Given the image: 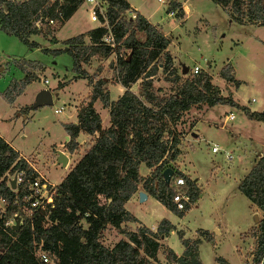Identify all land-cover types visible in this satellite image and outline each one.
<instances>
[{"label": "trees", "instance_id": "trees-1", "mask_svg": "<svg viewBox=\"0 0 264 264\" xmlns=\"http://www.w3.org/2000/svg\"><path fill=\"white\" fill-rule=\"evenodd\" d=\"M104 1L106 24L118 43L115 59L108 67L113 83L119 84L123 91L111 100L105 88L106 80L102 77L93 80L85 69L91 57L106 59L112 51L100 43L106 26L93 27L65 39L63 49H43L52 53L65 51L71 58L73 77L85 79L91 87L88 100L76 109V122L61 123L68 137L64 143L66 151L72 153L77 149L79 133L89 135L90 140L86 151L54 185L52 201L47 207L26 216L21 212L26 205L25 181L33 172L0 136V198L6 202L5 212L0 216V264H158V250L162 251L166 264H202L197 245L200 238L212 242L210 232L197 229L198 237L185 238L178 230L176 234L183 250L176 255L161 243L174 226L162 218L155 230H151L125 210L124 203L141 189L180 217L198 199L196 179L173 164L180 154V132L175 124L192 106L227 104L241 109L250 120L264 122V107L251 111L238 105L231 96L221 95L211 84L207 72L182 78L167 50L169 37L132 9L127 0ZM211 1L238 24L264 27V0ZM81 3V0H0V30L29 47L38 45L29 39L36 34L49 36V40L55 42L52 34L55 26L62 25ZM168 4L167 11L181 8L177 0H169ZM129 12L133 18L124 16ZM48 19L54 23L48 24ZM138 32L143 34V40L137 39ZM22 62L33 66V61L15 63L23 76L12 79L1 92L8 103L13 102L28 82L36 79L23 68ZM158 70L170 85L167 93L154 86L153 78ZM219 76L234 87L241 83L227 64L219 70ZM135 82L134 92L130 85ZM61 86L58 83L56 88ZM96 100L107 109L109 124L106 127H102L101 118L93 108ZM28 108L23 107L20 112L25 113ZM140 165L148 169L147 174L140 173ZM166 168L172 170L168 183L162 177ZM18 171L23 172V182L11 190L7 175ZM177 178L182 179V184H175ZM236 187L261 213L249 233L255 243L252 264H264V152ZM176 194L188 197L182 209L175 207L172 198ZM11 218L14 224L5 225ZM126 222L137 225L132 230L123 229L124 238L111 247L104 246L106 227L121 232V224ZM38 250L46 254L48 262L39 260ZM214 259L219 263L223 261L220 257Z\"/></svg>", "mask_w": 264, "mask_h": 264}, {"label": "rangeland", "instance_id": "rangeland-1", "mask_svg": "<svg viewBox=\"0 0 264 264\" xmlns=\"http://www.w3.org/2000/svg\"><path fill=\"white\" fill-rule=\"evenodd\" d=\"M127 1L169 37L167 50L173 56L175 67L182 78L191 77L192 67L197 66L199 72L205 71L210 75L211 84L218 88L221 95L231 96L238 105H244L251 111L263 108V26L238 24L211 0H177L181 8H172L170 11H167L169 0ZM129 15L132 17L131 12L124 16ZM88 16L89 6L82 2L59 28L55 26L52 33L57 39L55 43L41 35H31L29 39L38 44L36 47H29L15 36L0 30V94L12 79L23 76L15 63L21 60L33 61V66L27 62H22V65L29 73L37 75L36 79L24 86L12 103L0 95V133L19 152L36 153L38 164L53 183H57L61 174L67 172L87 149L80 154L78 145L64 168L55 161L53 148L63 141L64 136L61 122L70 120L68 115L74 111L72 107L77 99L80 105L88 100L91 87L85 79L73 77L71 58L65 51L52 53L44 52L43 49H63L65 39L93 28L95 24L89 21ZM136 37L139 40L144 38L141 32L136 33ZM110 59H113L112 54L102 60L91 57L85 69L93 80L104 78L109 98L115 99L121 89L119 84L113 83L108 67ZM226 64L234 78L241 82L240 86L234 87L232 83L220 78L219 70ZM183 68H186L184 72ZM45 78L48 79L47 83H43ZM60 78L64 84L71 80L72 83L56 96L58 90L55 85ZM153 79L155 87H159L163 93L168 92L170 85L159 70ZM136 85L137 82L130 85L134 92ZM42 89H49L51 103L31 108L30 105ZM251 98L254 102H250ZM100 104L96 102V106ZM59 105L70 107L56 114L53 109ZM21 107H30L25 120L22 117L26 113L18 115ZM228 115H232V118L228 119ZM101 117L108 126L106 110ZM175 128L180 132V154L173 164L196 179L199 187L197 204L190 206L180 217L151 197L146 201L132 199L126 204V209L146 227L153 228L160 219L165 218L177 230H183L185 238L195 237L197 228L210 232L212 242L202 239L198 245L202 264H252L255 243L249 230L261 213L258 210L254 213L255 207L250 205L236 186L264 152V122L248 119L235 106L215 104L208 107L201 104L185 111ZM81 144H85V141L82 140ZM212 146L216 147L215 152H211ZM139 170L147 174L143 165H140ZM136 225L134 222L122 223L121 232L107 226L103 232V245L111 247L124 238L123 229L132 230ZM163 240L176 255L182 253L175 230L169 231ZM157 255L159 264H166L161 250ZM216 257L223 261H215Z\"/></svg>", "mask_w": 264, "mask_h": 264}, {"label": "built area", "instance_id": "built-area-1", "mask_svg": "<svg viewBox=\"0 0 264 264\" xmlns=\"http://www.w3.org/2000/svg\"><path fill=\"white\" fill-rule=\"evenodd\" d=\"M81 1L85 3L87 6H89L88 19L89 21L95 24L94 27L106 26V31L100 38V43L102 45L108 46L112 50L110 54L113 55V59H110V61H113L116 56L114 53V50H115V47L118 45V43L115 41L113 33L111 32L110 28L106 24V17H105L106 2L104 0H81ZM133 17L134 15L132 14L131 18ZM47 22L48 24L54 23L53 20L51 19H48ZM198 70H199V67L197 66L192 67L193 74L199 72ZM46 82L47 80L43 79V83H46ZM250 102H254V99L251 98ZM59 110L60 109H55L54 112H58ZM231 118H232V115H228V119H231ZM66 141L67 140H65V142ZM210 150L211 152H215L216 147L212 146ZM25 162L28 164L26 160ZM31 169L33 172L31 173L32 177L26 179L25 193L23 194V199L26 201V205H23L21 208V212L26 216H30L33 212L38 211V210H43L47 207V205L52 201V194H53V187H54V184L48 182L34 168L31 167ZM22 175H23V172L18 171L12 174L11 177H9V179H7L8 186H9V181L11 179L14 182V188L11 190H14L17 186L22 184L23 182ZM175 184L176 185L182 184V179L177 178L175 180ZM172 199L175 203V207L177 209H182L183 204L184 202L188 200V197L183 194H176L173 196ZM5 209H6V202L2 198H0V216L4 214ZM14 216H17V214H14ZM12 224H14L12 218L8 219L7 222L5 223V225L7 226H10ZM37 256L42 263L48 262V258L43 251H39L37 253Z\"/></svg>", "mask_w": 264, "mask_h": 264}, {"label": "crops", "instance_id": "crops-1", "mask_svg": "<svg viewBox=\"0 0 264 264\" xmlns=\"http://www.w3.org/2000/svg\"><path fill=\"white\" fill-rule=\"evenodd\" d=\"M129 3V2H128ZM129 5H130V7L132 6L130 3H129ZM182 7H184V6H182ZM186 7V6H185ZM132 9H134V10H136V11H138L142 16H144L136 7H131ZM145 17V16H144ZM146 18V17H145ZM147 19V18H146ZM67 20V19H66ZM65 20V21H66ZM64 21V22H65ZM151 23V22H150ZM152 24V23H151ZM154 25V24H153ZM61 26V25H60ZM59 26V27H60ZM156 26V25H155ZM58 27V28H59ZM85 32V31H84ZM83 33V32H82ZM54 38H55V36H53ZM46 39L47 40H49V36L48 37H46ZM55 40L57 41V39L55 38ZM50 42H52L51 40H49ZM55 41V42H56ZM55 42H52V43H55ZM173 57V56H172ZM172 61H173V64H174V66H175V60H174V58H172ZM37 76V75H36ZM73 76H74V74H73ZM46 79V78H45ZM77 79V78H76ZM47 80V82H48V79H46ZM73 80H75L74 78H73ZM62 79L60 78V79H58L57 80V82H56V85H55V89L56 90H58V92L57 93H55V95L57 96L58 95V93H59V91L60 90H63L68 84H70V83H72V80H71V82L69 81L67 84H64V83H62ZM46 82V83H47ZM62 84V86L61 87H59V88H56V86H57V84ZM240 86V85H239ZM120 89H121V91L117 94V95H120L121 93H122V91H123V88L120 86ZM131 90H132V88H130ZM49 90V89H48ZM88 90H86V92H87ZM86 92L85 93H83V96H85L86 95ZM83 96H81V98L80 99H82V97ZM76 100V99H75ZM79 99H77L76 101L77 102H75L74 103V107H72V108H74V111L73 112H70V114L68 115L69 116V119L70 120H68V121H64V122H61V123H75L76 122V117H75V114H76V109H77V107L80 105V100L78 101ZM111 100H113V99H111ZM98 100H96V101H94L93 102V108H94V110L99 114V116H100V118H101V125H102V127H104V126H106V124H104V122H103V120H102V117H101V115H102V113H105V110L107 111V109L106 108H103L102 106H101V104H100V106H96V102H97ZM100 103V102H99ZM70 106H65V105H59L58 107H55L54 109H53V112H54V110L55 109H60L58 112H54V113H56V114H59V113H62L63 112V110H65L66 108H69ZM100 107V108H99ZM264 107V106H263ZM22 108V107H21ZM20 109V108H19ZM19 109H18V115L19 114H24V113H22V112H20L19 111ZM26 113V115H24L22 118L25 120L26 118H27V111L25 112ZM108 113V112H107ZM107 121V123H108V120H106ZM0 136L14 149V150H16L17 152H18V155L20 156V157H22L24 160H26L27 162H28V164H29V166H31L32 168H34L41 176H43L48 182H50V183H52V184H57L59 181H60V179L67 173V172H63L62 174H61V178L59 179V181L57 182V183H53V182H51L49 179H48V177H47V175L45 174V171H43V168L38 164V157H37V154L36 153H31V154H23V153H21V152H19L12 144H11V142L10 141H8V140H6L5 139V137L2 135V133H0ZM66 135H65V133H64V136H63V141L61 142V143H59L58 144V146H56L55 148H53V152H55L56 154H55V156H56V158H57V151H60V152H62V153H64L65 154V156H66V158H67V162H66V165L65 166H61V167H66L67 166V164H68V161H69V159H70V154H72L73 155V152H75V151H73L72 153H69V152H67L66 151V149H65V146H64V143H65V140H66ZM82 140H84L85 141V144H81V141ZM89 140H90V136L89 135H85V134H81V133H79L78 135H77V137H76V142H77V146H78V150L80 149V154L87 148V146L86 145H88V143H89ZM56 150V151H55ZM36 158V160H35V158ZM55 161H56V159H55ZM59 165V164H58ZM67 169V168H66ZM147 169V168H146ZM179 169V168H178ZM68 170V169H67ZM147 171H148V169H147ZM147 171H146V173H147ZM183 172V171H182ZM247 172V171H246ZM142 175H145V173H141ZM245 174V173H244ZM243 174V175H244ZM8 176V175H7ZM243 177V176H242ZM241 177V178H242ZM7 179H9L8 177H7ZM239 182V181H238ZM140 191H142L141 189H138L137 191H136V193H134L125 203H124V208H125V210H127L126 209V204L129 202V201H131L132 199H137L138 198V196H137V193L138 192H140ZM143 192V191H142ZM150 196H148V195H146V197H145V199H144V201H146L148 198H149ZM152 198V197H151ZM155 200V199H154ZM199 199H197L192 205H191V207L194 205V204H197V201H198ZM258 209H256L255 208V210H254V213H256V211H257ZM128 211V210H127ZM129 212V211H128ZM254 215H256V214H254ZM135 217V216H134ZM255 217V216H254ZM136 218V217H135ZM139 222H141V220H139L138 218H136ZM174 226V225H173ZM149 229H151V230H155V228H156V226H154L153 228H151V227H148ZM197 229H202V228H197ZM196 229V230H197ZM173 230H175L176 232L178 231V230H180L182 233H183V236H184V232H183V230H181V229H176V227L174 226V229ZM203 230H205V229H203ZM172 231V230H171ZM196 233V232H195ZM166 237V236H165ZM165 237H163L162 238V240H161V243L164 245V246H166L165 244H164V238ZM195 237H198V235L196 234V236ZM195 237H191V238H195ZM200 238V237H199ZM202 240V238H200V241ZM204 240V239H203ZM200 243V242H199ZM199 243H198V245H199ZM198 245H197V255H198ZM182 246V245H181ZM168 247V246H167ZM182 250H183V247H182ZM159 251V250H158ZM157 254H158V252H157ZM156 254V256H157V262L159 261L158 260V255ZM198 258H199V255H198ZM164 259V258H163ZM225 261V260H224ZM165 262V261H164ZM158 264H159V262H158Z\"/></svg>", "mask_w": 264, "mask_h": 264}, {"label": "water", "instance_id": "water-1", "mask_svg": "<svg viewBox=\"0 0 264 264\" xmlns=\"http://www.w3.org/2000/svg\"><path fill=\"white\" fill-rule=\"evenodd\" d=\"M186 70V68H183V72ZM51 103V93L48 89H42L35 97L34 101L32 102V104L30 105L31 108H36L38 106L41 105H46V104H50ZM67 138V137H66ZM56 162L60 165V166H65L66 162H67V158L65 156L64 153L57 151V158H56ZM172 174V170L170 168H166L162 171V177L165 183L169 182L170 176ZM9 187L11 189L14 188V182L11 179L9 181ZM138 199L139 201H142L145 199L146 194L142 191L137 193ZM214 231L216 232V230L214 229Z\"/></svg>", "mask_w": 264, "mask_h": 264}]
</instances>
